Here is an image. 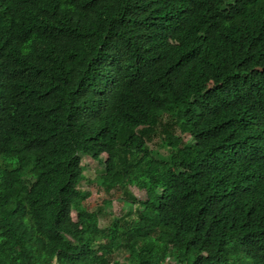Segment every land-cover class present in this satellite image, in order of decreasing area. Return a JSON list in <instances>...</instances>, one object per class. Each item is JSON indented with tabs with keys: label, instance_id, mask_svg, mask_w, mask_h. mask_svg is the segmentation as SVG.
I'll list each match as a JSON object with an SVG mask.
<instances>
[{
	"label": "trees",
	"instance_id": "1",
	"mask_svg": "<svg viewBox=\"0 0 264 264\" xmlns=\"http://www.w3.org/2000/svg\"><path fill=\"white\" fill-rule=\"evenodd\" d=\"M80 155L138 214L101 227ZM125 249L264 264V0H0V264Z\"/></svg>",
	"mask_w": 264,
	"mask_h": 264
},
{
	"label": "rangeland",
	"instance_id": "2",
	"mask_svg": "<svg viewBox=\"0 0 264 264\" xmlns=\"http://www.w3.org/2000/svg\"><path fill=\"white\" fill-rule=\"evenodd\" d=\"M186 139L188 143H191L188 136H186ZM148 145L157 158L168 156L171 152V149L163 143L161 135L153 137ZM80 157L85 179H83L79 188L83 192H90L92 195L101 198L99 199V203L95 207V210L102 209L100 214V224L103 229L109 228L119 217L128 221L131 220L135 214H138L136 210L139 204L136 203L132 207V204L127 202V196L122 190L115 188L106 192L103 187L99 186V179L104 173L101 165L90 162L85 155H80ZM139 197L140 199H145L143 194H139ZM103 201H112V203L106 204ZM129 254L130 251L125 249L116 256V259L121 262L127 261V264H132V261L129 260Z\"/></svg>",
	"mask_w": 264,
	"mask_h": 264
}]
</instances>
